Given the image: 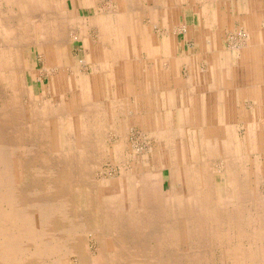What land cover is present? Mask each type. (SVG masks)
Segmentation results:
<instances>
[{
    "label": "rangeland",
    "instance_id": "374dc122",
    "mask_svg": "<svg viewBox=\"0 0 264 264\" xmlns=\"http://www.w3.org/2000/svg\"><path fill=\"white\" fill-rule=\"evenodd\" d=\"M26 1L0 0V45L18 6L21 17L29 20L28 4L47 2ZM49 1L58 3L65 19L61 56L56 59L64 72L47 66L41 46L24 48L21 61L27 89L33 96H46L38 106L40 114L46 118L48 107L52 114L61 106L60 99L72 104L73 91L92 99L96 77L103 79L99 87L104 92L94 99V117L90 114L94 130L101 131L99 138L91 145L85 142L81 155L72 148L74 136L58 139L61 126L66 131L74 125L72 110L48 114L43 124L51 141L45 145L44 162L50 174L42 177L35 167L36 177H27L42 179L41 184L48 179L50 187L63 183L56 176L64 177L72 185L67 190L73 196L70 203L82 210L89 198L96 205L93 220L72 208L69 216L85 228L78 229L81 238L76 239L73 255L58 256L59 264H102L112 255L119 261L127 251L140 264H264V22L249 8V0L209 2L200 20L193 6H177L170 39L159 28L147 29L164 51L155 53L159 59L144 69L134 65L138 56L131 55L128 64L103 42L122 47L121 17H115L118 2L92 0L86 7L84 0ZM164 55L172 57L170 64L163 61ZM0 74L1 84H8L9 71ZM4 102L0 99V107ZM104 115L110 122L106 120L105 127ZM35 122L29 125L33 136L42 131ZM10 148L11 178L22 182L21 158L29 154L21 144ZM6 167L0 164V172H7ZM77 170L85 175L78 180L90 179L88 185L77 187L85 200L74 191L71 174ZM155 195L165 202L149 215L156 223L149 229L146 209ZM211 200L213 207L208 206ZM51 260L56 264V257Z\"/></svg>",
    "mask_w": 264,
    "mask_h": 264
},
{
    "label": "bare ground",
    "instance_id": "6f19581e",
    "mask_svg": "<svg viewBox=\"0 0 264 264\" xmlns=\"http://www.w3.org/2000/svg\"><path fill=\"white\" fill-rule=\"evenodd\" d=\"M10 1H13L14 3L17 1L23 2L25 0ZM44 1L47 2L41 6H36L34 2L28 4L27 13H29L28 15L30 16L29 20H25L21 17L22 9L18 6L17 8L19 11L17 13H13V15L10 16L8 23L4 28V32H6V34L2 44L0 45V51L5 50L3 53V57L5 56L4 61L0 62V73L5 70L9 71L8 84L2 85V79L0 78V99L5 100L4 107H0V164L9 167L7 172L6 170H4L2 173L0 172V264H50L49 262L53 257H56V264H59L60 261L58 258L60 255H62V257L64 255L66 256L67 254L73 255L74 247L76 250L75 244L78 243L76 239L81 238V234L77 233L78 229H80V227L81 229L85 228V226L83 227L82 223L79 224L77 220L75 221L69 216L72 208L73 210L77 211L78 206L79 208L82 207L81 205H78V203H70V200L72 201L73 197L71 194H68V191L72 186L69 182L70 180H66L64 177L56 176L58 177L57 180L60 179L63 181V183L61 184L58 182L56 183V186L54 183L53 186L50 187L47 186L48 179H43L44 182L41 184L42 179L39 180L27 178L30 175L33 178L36 177V173L32 171V169L35 167L40 168L41 171L38 175H42V177L45 176V172L46 174H50L49 171H47L49 170V163L46 164L44 160L46 156H48L47 152H45V145L47 144V141L51 140L49 139L48 131H46L43 121L46 123V118H50L51 116L49 115H52L53 113H55V116L60 114L63 115L66 107L71 109L74 114L73 116H75L74 125L72 128L66 131H64V128L61 126L59 133L57 128L59 137L57 138L61 139L69 135L74 136V138L71 140L72 144H74L72 145V148L75 147L73 149L81 155H83L82 149H84L85 142L86 144L91 145L92 142L99 138L97 136H99V133H101V131L98 133L94 130L92 121H90V114L92 117H94V110H98L96 100L94 99L104 93L103 90L100 89L102 87H99L100 81L103 80L100 77H96L92 82V87L94 88H92V99H89L88 96H83L80 93L76 94L73 91L74 97L72 99V104L68 105L65 100L60 99L58 103H61V106L63 105L64 109L60 106L59 108L52 110L51 114V112H49L51 109L48 107L49 109L46 118L40 114L41 112L38 109V106L43 105V102L46 101V96H43L42 94H34L35 96H33L32 92H30V90L26 87V82L22 77V73H24L22 62L25 55L24 48L28 47L29 45L41 46L47 66L49 67L50 65H53L55 72L58 70L64 72L62 68H60L63 64L59 61L58 63L57 60L58 57L60 58L61 56L59 48L61 47L60 42L62 41L63 37L60 35V30L64 29L65 19L62 18V11L58 3L55 5L50 3L49 0ZM89 1L92 0H84L86 7L89 5ZM114 1L119 3L118 14L116 15L115 12L114 14L115 17H121L120 22L122 24L120 27V33H123L122 47L119 48L111 46L109 40H104L103 42L104 44H107L111 54L114 56L121 54V56H123V60L128 62V64L131 59V55L138 56V62L134 65H136L137 68L139 67L140 69H144L148 63H155V58L158 57L159 59V56H155V53H161L164 51V46L156 47L153 37L150 36V34H147V32H149L147 29L159 28L170 39L171 33L174 32L173 27L176 21L173 9L181 5H187V7L193 6L194 9L196 8L195 12L199 16L200 20L206 15L205 11L208 9V3H214L216 1L218 2L219 0H157V2L154 1V3L149 2V0ZM190 1L192 3H189ZM219 4L223 5V3ZM203 6H206L207 9L203 8ZM17 8L15 10H17ZM41 12L49 15L50 19L48 17L47 19H44V16L41 14ZM108 14H112V11L110 10ZM138 15H140L139 19H137ZM75 28H77V26H75ZM168 46V50H170L172 47L171 43ZM170 56L172 55L170 54ZM170 56L167 57L164 55L162 58L163 61L170 64V58H172ZM107 62L104 63L107 64ZM101 63L104 64L103 62ZM208 66L210 67V64ZM105 69L107 70V67H105ZM144 75L146 76V74ZM147 76H149V74H147ZM111 79L116 82L114 77ZM71 90H74V88ZM61 92H63V90H61L59 94L62 96L63 93L61 94ZM26 103L27 107H25ZM105 107V104L99 107L100 111L105 110ZM122 111L123 109L121 110V113L126 114ZM222 112L224 111L222 110ZM84 115H86L85 119ZM35 120L38 122H35L34 124L38 125L39 129L42 130L37 136H33L29 126ZM106 120L108 121L107 117L105 115L102 116L101 121L104 125L103 127L106 125ZM108 123L110 124L109 121ZM71 124L73 123L71 122ZM16 144L23 145L25 147V152L29 154L25 158H21L20 167L25 179L22 182L12 180L10 172V162L14 158V156L10 153L13 149L10 147L13 146V148H15ZM15 156L17 157L19 155L15 154ZM78 162H81L80 158L78 159ZM183 163L186 164L185 162ZM71 176H74V181H76V184H74V191H78V196L80 198L83 196L82 200H85L84 193L77 187H79L80 184H87L90 179L87 178L84 181L78 180V176H85L84 174H81L80 170H77L75 175L71 174ZM143 183L145 184L146 182L143 181ZM146 187L147 186L144 188ZM243 187L244 183L240 181L241 191L244 190ZM163 202L165 201L162 200L160 196L155 195V199L153 198L152 203H149L150 206L146 209V213L148 215L147 220L150 222L149 226H147L149 229L153 228V226H156L153 218H151L149 215H152L156 211L155 207L157 204L161 205ZM209 205L213 207L212 200L211 202H208V206ZM95 210L96 205L94 201L91 202L89 198H87L86 204H83L82 210L79 209L78 211L79 215L82 217H86L85 215L88 213L89 215L87 218L93 220V217L95 216ZM105 213L109 215L108 211ZM75 214L77 215V213ZM75 214L73 213V215ZM206 215V211H202V216ZM112 223L113 222H111L110 225H112ZM81 229L79 231H81ZM92 231L93 226L91 225L90 232ZM124 246L130 247V243L126 242ZM23 252L24 254L21 255ZM126 253L119 259L120 262L122 260V262L125 264H140L139 259L131 256V251H127ZM139 254H141V251ZM20 256H22L21 261L19 259ZM119 261L116 260V256L112 255L108 259H103L102 264H120Z\"/></svg>",
    "mask_w": 264,
    "mask_h": 264
},
{
    "label": "crops",
    "instance_id": "0c3cea01",
    "mask_svg": "<svg viewBox=\"0 0 264 264\" xmlns=\"http://www.w3.org/2000/svg\"><path fill=\"white\" fill-rule=\"evenodd\" d=\"M248 6L254 11L257 17H262L264 22V0H249Z\"/></svg>",
    "mask_w": 264,
    "mask_h": 264
}]
</instances>
